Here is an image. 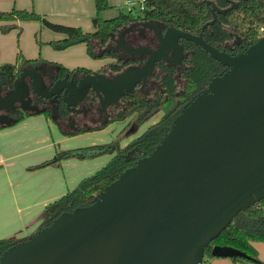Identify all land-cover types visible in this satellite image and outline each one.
<instances>
[{"label":"water","instance_id":"water-1","mask_svg":"<svg viewBox=\"0 0 264 264\" xmlns=\"http://www.w3.org/2000/svg\"><path fill=\"white\" fill-rule=\"evenodd\" d=\"M229 8L208 1L213 19L199 34L175 26L164 32L153 22L158 46H119L143 64L110 77L89 72L46 82L39 67L25 66L4 93L0 110L24 109L31 93H63L70 111L93 90L104 109L146 82L161 60L178 63L182 39L202 46L225 69L183 106L154 150L138 159L96 194L93 203L58 215L50 225L6 249L0 264H202L207 246L243 210L264 200V36L245 51L229 52L204 38L205 28ZM28 105H27V104ZM12 119L0 115L1 124ZM213 256L255 260L230 245H215Z\"/></svg>","mask_w":264,"mask_h":264},{"label":"trees","instance_id":"trees-1","mask_svg":"<svg viewBox=\"0 0 264 264\" xmlns=\"http://www.w3.org/2000/svg\"><path fill=\"white\" fill-rule=\"evenodd\" d=\"M208 1L214 2L220 8H229L232 5L230 0H146L143 9L137 6L132 9L121 6L117 16L104 18L100 13L111 8L112 5L109 0H95L97 14L93 17L94 30L92 31H86L80 26L51 21L45 14L35 10L13 7L10 10H0V22H2L0 30L4 33L12 29L21 30L22 22L39 21L44 26L65 35L63 39L50 41L53 47L65 49L85 43L91 57L112 59L99 71H110L115 74L130 66L143 64L147 57V54L132 56L126 52L125 57L119 54V49L122 47L114 45L115 35L119 31H125L134 23L153 22L158 24L163 32L175 26L181 30L199 34L203 25L213 19ZM235 1L238 3L237 7L226 13H218V19L205 28L204 38L221 50L237 53L245 51L264 36V0ZM154 35L157 38L156 33ZM181 42L185 52L178 63L168 60L159 61L146 82L138 84L133 92L125 94L120 100V105L113 104L115 112L111 113L108 110V115L100 125L68 132L70 135H76L103 129L110 123L122 121L132 115L116 138L106 143L57 151L52 159L34 167L61 166L62 161L68 158L87 159L113 154L111 159L95 173L81 179L75 187L46 206L45 219L40 228L50 225L64 211L93 203L96 194L116 180L128 167L135 165L138 159L154 150L169 131L183 106L206 89L212 77L225 69L202 46L186 39H182ZM43 61L46 60L41 57L27 58L20 51L15 62L0 64V87L8 92L23 67H36ZM49 63L53 62L49 61ZM58 65L60 76L67 73L81 75L94 72L85 67L69 69L62 64ZM166 103H168L167 110L161 118L126 144H121L120 138L127 129L134 130L135 128L132 127L141 126L161 111ZM31 113H44L50 116L51 110H25L13 118L9 124H1V126L15 124ZM28 237L0 239V257L6 249ZM257 241H264V200L241 211L233 219L230 225L207 246L202 264H210V257L213 256L212 248L217 244L233 246L255 259L232 258L236 262L264 264L258 255L255 245Z\"/></svg>","mask_w":264,"mask_h":264},{"label":"crops","instance_id":"crops-1","mask_svg":"<svg viewBox=\"0 0 264 264\" xmlns=\"http://www.w3.org/2000/svg\"><path fill=\"white\" fill-rule=\"evenodd\" d=\"M109 1L111 4L119 3L120 8L125 6L126 0ZM13 7L35 10L45 14L51 21L80 26L86 31L94 30L93 17L97 14L95 0H0V10H10ZM109 9L102 11L100 15L112 18L119 14V9ZM24 23L30 25L29 21L22 22ZM46 29L42 27L43 43L47 46H42V55L39 56L46 61L62 64L69 69L85 67L95 72L112 60L91 57L85 43L56 49L50 41L63 39L65 35L50 28ZM13 30L6 33L0 30V64L15 62L19 54L20 48L14 42ZM153 38L156 39L155 36ZM7 42L9 45L4 48ZM45 53L47 56L43 57ZM24 56L29 58L25 54ZM57 70H46L41 73L46 76ZM121 122L116 121L103 129L95 130L103 132L106 136L99 138L98 144L116 138L124 127L120 126ZM115 124L119 127L115 128L113 126ZM110 125L113 126L112 130L106 131ZM59 126L62 129L55 130V124L50 122L44 113H31L21 121L8 126H1L0 123V239L24 238L36 232L45 219L48 204L75 187L84 177L95 173L113 156L104 154L87 159L68 158L62 161L61 166L47 165L34 168L37 164L52 159L57 151L84 146L74 139L86 138L85 135L82 133L70 135L68 132L71 130L64 129L60 123ZM226 259L228 260H217L216 263L231 264L233 261Z\"/></svg>","mask_w":264,"mask_h":264},{"label":"rangeland","instance_id":"rangeland-1","mask_svg":"<svg viewBox=\"0 0 264 264\" xmlns=\"http://www.w3.org/2000/svg\"><path fill=\"white\" fill-rule=\"evenodd\" d=\"M126 1H125V3H126ZM134 1H136L138 4V0H134ZM111 5H112V7L109 10H111V9L118 10L119 9V6H118L119 3L111 4ZM29 22H30L29 23L30 25H25V23L22 24L23 28L21 30L20 29H14V30L12 29L14 31V34H15L14 35L15 36L14 42L20 48L18 52H20V51L23 52L29 58H37L40 55H42V51H43L41 49L42 46H47L46 43H43V41H44L43 40L44 39L43 32L44 31L42 30V27L45 29L47 27L44 26L42 23L35 21V20L29 21ZM46 30H48V28ZM154 33L155 32H154L153 28L148 26L147 22L146 23H134V24L128 26L125 29V31H123V32L119 31L115 35L116 41L114 42V45H115V47H119L120 38L123 36L124 38H126V43L129 45H132L134 47L149 46L152 48H156L158 46V39L153 38L155 36ZM120 34H121V36H120ZM7 41H9V40H7ZM7 44L9 45V43L7 42V43H5V45L3 47L6 48ZM119 50H120L119 54L124 55V57H125L126 51L123 48L119 49ZM28 53H32L33 55H29ZM46 56H47V53L43 54V57H46ZM42 63L43 64H39L38 66H36V67H39L40 72H43L46 70L53 71V70H57L59 68V65L54 63V62L49 63V61H43ZM168 103L165 104V106L163 107V109L161 111H159L155 116H153L151 119H149L147 122H145L141 126L132 127L133 129L135 128L134 130L127 129L123 133L122 137L120 138L121 144L122 145L126 144L127 141L132 139L135 135L138 136L145 129H147L149 124H153L159 118H161V116L167 110ZM90 104H91L90 112L89 113L84 112V113L79 114L77 120L75 121V125L77 128L82 127V126H87L89 124H91L93 126L100 125V123L103 122L105 120L106 116L108 115L107 114L108 112L107 113L104 112L105 111V110H103L104 107L102 104L100 105L99 102L98 103H90ZM116 104L120 105L121 104L120 100ZM50 110H51V115L50 116L46 115V114L45 115L47 116L48 119H50V122H53L55 124V130L59 131L60 129H62V127L59 126V123L61 124V126L64 127V129H68L71 131H72V129H74V128L70 127V125H69V122L71 120V116L69 113L62 111V110H60L59 113L56 112L55 110H52V109H50ZM108 110L111 113L115 112L113 106L108 107ZM63 112H65V113H63ZM59 115H62L61 118L59 117ZM131 117H132V115H129L124 120H122V122L120 123V126L125 127L128 124ZM85 118L87 119V124L85 123ZM72 121H74V120H72ZM113 126L115 128L119 127L116 124ZM113 126L110 125V127L108 129H106V131H111ZM82 134L85 135L86 138L80 137L79 139H74V140L79 142L80 144H83L84 146L94 144L97 141H99V138L106 137L105 135H103L104 134L103 132L95 131V130L87 131V132H84ZM97 144H98V142H97ZM256 245L258 248V255L264 261V241H257ZM226 258H229V260H233L230 257H219V256L213 257L212 256V257H210V262H211V264H221V263H216V261L217 260H228ZM234 262H236V261H234V260L231 261V264H234ZM240 263L245 264L241 261H237L235 264H240Z\"/></svg>","mask_w":264,"mask_h":264},{"label":"flooded vegetation","instance_id":"flooded-vegetation-1","mask_svg":"<svg viewBox=\"0 0 264 264\" xmlns=\"http://www.w3.org/2000/svg\"><path fill=\"white\" fill-rule=\"evenodd\" d=\"M98 72H104V73L108 74L110 77H113L115 74H117V73L113 74L110 71L109 72L108 71H98ZM98 72H95V73H98ZM84 74L74 75V74H68L67 73V74H63V76H60V72H59V70H57L53 74L46 75L45 79H46L47 84L49 86H52L54 84L56 78L69 75L70 78L79 79ZM4 93H7L5 89H4ZM31 97H32V100L30 101L29 104L34 109H52L58 113L60 112V110H62V111L69 113L71 116V120L69 122V125H70V127L74 128L76 130L81 129V128L94 127L93 125L89 124L87 126H82V127L77 128L75 125V121L77 120L79 114L84 113V112H87V113L90 112V107H91L90 103H98L99 102L101 105V102H100L98 95L93 90H90L87 97L82 102H80L79 104L76 105V108L84 110L83 112H79V113H74L68 109L67 104L64 100L63 93H61L60 95L53 96L52 98H44V97L38 96L34 93H31ZM24 105H25V103H23V102H17L15 105V108H13L12 110H0V115H4L9 119H13L17 115H19L20 113H22L26 110V109H24ZM110 106H113V105H108L106 109H103V110H105L104 112L107 113L108 107H110ZM65 112H63V113H65ZM61 116L62 115H59L60 118H61ZM72 120H74V121H72ZM85 123L87 124L86 118H85Z\"/></svg>","mask_w":264,"mask_h":264},{"label":"built area","instance_id":"built-area-1","mask_svg":"<svg viewBox=\"0 0 264 264\" xmlns=\"http://www.w3.org/2000/svg\"><path fill=\"white\" fill-rule=\"evenodd\" d=\"M145 1L146 0H138V4L134 0H127L125 5L128 9H132L135 6H137L139 9H143L145 7Z\"/></svg>","mask_w":264,"mask_h":264}]
</instances>
